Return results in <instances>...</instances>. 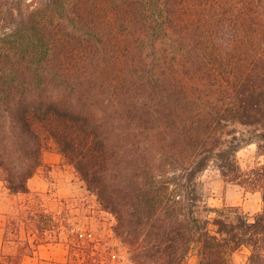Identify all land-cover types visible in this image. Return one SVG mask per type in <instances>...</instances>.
<instances>
[{
    "label": "trees",
    "instance_id": "16d2710c",
    "mask_svg": "<svg viewBox=\"0 0 264 264\" xmlns=\"http://www.w3.org/2000/svg\"><path fill=\"white\" fill-rule=\"evenodd\" d=\"M27 1L0 0L6 189L26 193L55 149L133 264H230L242 248L264 264V0ZM248 144L261 161L243 171ZM209 167L260 210L209 206ZM98 244L74 233L71 261L106 264Z\"/></svg>",
    "mask_w": 264,
    "mask_h": 264
},
{
    "label": "crops",
    "instance_id": "0c3cea01",
    "mask_svg": "<svg viewBox=\"0 0 264 264\" xmlns=\"http://www.w3.org/2000/svg\"><path fill=\"white\" fill-rule=\"evenodd\" d=\"M26 187V193H10L0 178V264H74V233L99 234L107 225L111 235L112 216L57 150L42 152Z\"/></svg>",
    "mask_w": 264,
    "mask_h": 264
},
{
    "label": "rangeland",
    "instance_id": "374dc122",
    "mask_svg": "<svg viewBox=\"0 0 264 264\" xmlns=\"http://www.w3.org/2000/svg\"><path fill=\"white\" fill-rule=\"evenodd\" d=\"M236 159L243 171L261 161V158L257 155L255 144L244 145L236 153ZM199 182L204 200L211 207L237 206L243 214L249 217H252L261 208L259 193L247 192L238 185L224 183L219 172L214 167L207 168L199 176ZM85 225L86 223H84ZM89 232L98 240L97 248L99 249L100 257L106 261V264H133L129 259L127 247L119 242L112 230L111 235L109 234L107 225L102 233ZM75 252L76 254L79 253L78 247H76ZM247 254L248 251L244 248L232 253L230 264H245ZM196 261L197 258L191 256L188 264H195Z\"/></svg>",
    "mask_w": 264,
    "mask_h": 264
},
{
    "label": "built area",
    "instance_id": "2783aa9c",
    "mask_svg": "<svg viewBox=\"0 0 264 264\" xmlns=\"http://www.w3.org/2000/svg\"><path fill=\"white\" fill-rule=\"evenodd\" d=\"M83 235H85L87 238H90L91 240L95 239L92 233L89 232L88 230L84 231Z\"/></svg>",
    "mask_w": 264,
    "mask_h": 264
}]
</instances>
